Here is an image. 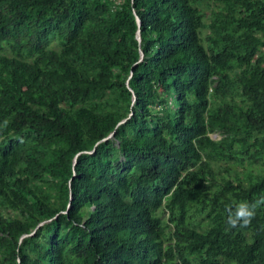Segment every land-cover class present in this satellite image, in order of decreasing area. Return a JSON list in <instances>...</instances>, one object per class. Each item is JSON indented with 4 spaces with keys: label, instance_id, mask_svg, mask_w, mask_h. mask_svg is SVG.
<instances>
[{
    "label": "trees",
    "instance_id": "16d2710c",
    "mask_svg": "<svg viewBox=\"0 0 264 264\" xmlns=\"http://www.w3.org/2000/svg\"><path fill=\"white\" fill-rule=\"evenodd\" d=\"M261 195L264 0H0V264H264Z\"/></svg>",
    "mask_w": 264,
    "mask_h": 264
},
{
    "label": "clouds",
    "instance_id": "9594fccd",
    "mask_svg": "<svg viewBox=\"0 0 264 264\" xmlns=\"http://www.w3.org/2000/svg\"><path fill=\"white\" fill-rule=\"evenodd\" d=\"M8 121H5L7 126ZM264 207V195L251 202L240 201L233 205H228L225 208L226 212V225L228 229L237 227H247L251 221L256 217L257 210Z\"/></svg>",
    "mask_w": 264,
    "mask_h": 264
},
{
    "label": "water",
    "instance_id": "95a60500",
    "mask_svg": "<svg viewBox=\"0 0 264 264\" xmlns=\"http://www.w3.org/2000/svg\"><path fill=\"white\" fill-rule=\"evenodd\" d=\"M136 17H137V21H138V23L139 24H141V19H140V17H139V15L138 14H136ZM138 39L139 40H141L142 39V37H141V32H140V30H138ZM141 58H143V56H144V52L143 51H141ZM136 98V95L134 96V99ZM123 121H125V120H123ZM122 121V122H123ZM113 135V133L110 135V136H112ZM77 160H75V162H76Z\"/></svg>",
    "mask_w": 264,
    "mask_h": 264
},
{
    "label": "rangeland",
    "instance_id": "374dc122",
    "mask_svg": "<svg viewBox=\"0 0 264 264\" xmlns=\"http://www.w3.org/2000/svg\"><path fill=\"white\" fill-rule=\"evenodd\" d=\"M211 136L214 139H219V138H221L222 135H221L220 132H214V133L211 134Z\"/></svg>",
    "mask_w": 264,
    "mask_h": 264
}]
</instances>
